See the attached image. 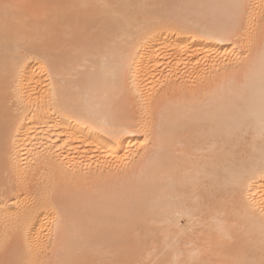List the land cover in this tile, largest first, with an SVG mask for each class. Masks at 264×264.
<instances>
[{"label":"bare ground","instance_id":"bare-ground-1","mask_svg":"<svg viewBox=\"0 0 264 264\" xmlns=\"http://www.w3.org/2000/svg\"><path fill=\"white\" fill-rule=\"evenodd\" d=\"M6 2L0 264H260L264 0Z\"/></svg>","mask_w":264,"mask_h":264},{"label":"snow or ice","instance_id":"snow-or-ice-1","mask_svg":"<svg viewBox=\"0 0 264 264\" xmlns=\"http://www.w3.org/2000/svg\"><path fill=\"white\" fill-rule=\"evenodd\" d=\"M15 7L9 3L3 2L0 3V8H2L5 14L8 13V10ZM243 7V5H240ZM240 65L245 68V84L242 86L243 90L246 91L249 97L254 98L258 90V104H259V124L261 129V136L264 139V48L261 50V55L259 58V74L258 79L256 78L255 70L251 64H246L244 60L240 61ZM244 91L241 93L240 98H244ZM229 105L233 103L232 100H229ZM106 134H109L106 131ZM111 135H118L115 132H112ZM261 175L264 176V169L261 170ZM261 218L264 219V207L259 208ZM4 264H16V262H4ZM71 264H87V262H71ZM237 264H243V262H237ZM260 264H264V260L260 261Z\"/></svg>","mask_w":264,"mask_h":264}]
</instances>
